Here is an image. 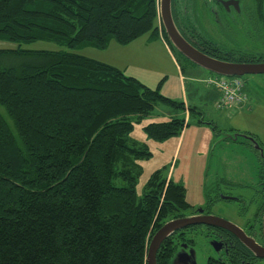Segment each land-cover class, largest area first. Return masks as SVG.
<instances>
[{"label":"trees","instance_id":"16d2710c","mask_svg":"<svg viewBox=\"0 0 264 264\" xmlns=\"http://www.w3.org/2000/svg\"><path fill=\"white\" fill-rule=\"evenodd\" d=\"M190 9L208 14V0H193ZM147 33L176 49L160 0H0V39L16 43L106 49L111 40L128 45ZM195 47L234 62L211 42ZM161 84L150 88L71 50L0 49V264H147L153 235L194 209L184 186L162 170L142 197L136 193L134 159L152 153L128 143L133 118L149 115L157 102L196 111L161 94ZM185 122L144 129L164 140ZM170 239L157 264H169Z\"/></svg>","mask_w":264,"mask_h":264},{"label":"rangeland","instance_id":"374dc122","mask_svg":"<svg viewBox=\"0 0 264 264\" xmlns=\"http://www.w3.org/2000/svg\"><path fill=\"white\" fill-rule=\"evenodd\" d=\"M213 3L209 0V6L215 7L216 3ZM218 11L228 22L212 23L201 34L214 47L227 53L233 47L231 26L233 28L234 25L230 24L231 13ZM206 15L205 20L208 21ZM160 40L147 33L128 45L111 40L106 49L90 46L73 49L46 40L16 43L0 39V49L71 50L116 65L150 88H156L162 82L161 94L184 102L186 108H196V111L189 112L157 102L149 115L133 118L134 128L128 135V143L152 153L149 158L134 159L139 198L143 196L150 176L157 170H162L166 177L184 186L186 200L195 209L216 197L217 188L233 197L247 195L248 188L259 184L258 157L261 151L264 153V74L242 77L248 95L247 104L237 108H218L215 94L218 89L207 81L215 78L216 74L187 61L176 49H170L171 54L167 53ZM173 118L186 121L180 134L155 140L144 129L150 123L167 122ZM250 134L257 139L253 140ZM225 179L232 184H224ZM220 204L233 209L237 203L224 200ZM218 209L214 208L213 213H218ZM220 215L234 219L233 214L226 211ZM201 246L196 247L197 260L204 264Z\"/></svg>","mask_w":264,"mask_h":264},{"label":"flooded vegetation","instance_id":"af4514ba","mask_svg":"<svg viewBox=\"0 0 264 264\" xmlns=\"http://www.w3.org/2000/svg\"><path fill=\"white\" fill-rule=\"evenodd\" d=\"M213 5L209 6L207 19L205 15L199 16L191 11L190 6L193 0H174L173 6L177 12V22L184 32V36L192 45L206 47L208 41L201 31L211 27L215 22L226 24L223 13H231L233 47L230 52L223 53L218 48V52L224 57L238 63H262L264 62V0H213ZM232 1L230 4L225 2ZM213 3V4H214ZM221 16V18H220ZM201 17V18H200ZM216 48V47H215ZM251 135V134H250ZM251 138L257 139L253 135ZM258 147V146H257ZM259 148V147H258ZM260 149V148H259ZM262 150V149H261ZM259 162V184L252 186L247 195L233 197L227 193L219 192L217 196L209 200L203 207L193 209L184 217L196 215H218L220 212L233 214L234 219L222 217L231 221L255 243L264 248V153L261 151L258 157ZM224 184L230 185L232 182L223 180ZM219 186V185H218ZM234 201L235 208L220 204L222 201ZM218 209V213H213V209ZM202 210V212H201ZM183 218V217H181ZM174 220V219H173ZM170 245L174 247L173 255L169 264H199L197 260V245H202L201 251L204 256V264H264V255L258 256L250 250L233 233L221 227H214L205 224L190 225L175 231L169 236ZM202 241H199V239ZM198 242H200L198 244Z\"/></svg>","mask_w":264,"mask_h":264},{"label":"water","instance_id":"95a60500","mask_svg":"<svg viewBox=\"0 0 264 264\" xmlns=\"http://www.w3.org/2000/svg\"><path fill=\"white\" fill-rule=\"evenodd\" d=\"M232 1L225 2L230 4ZM160 15L163 26L169 40L174 47L194 64L203 67L221 76H245L264 74V62L262 63H238L220 60L212 57L193 46L179 31L172 14V0H160ZM256 141V140H255ZM257 143V141H256ZM202 212V210H201ZM205 224L214 227H221L235 234L245 246L256 255L263 256L264 248L255 243L237 225L216 215H196L174 219L166 222L151 238L147 249V264H157V252L164 240L175 231L190 225Z\"/></svg>","mask_w":264,"mask_h":264},{"label":"built area","instance_id":"2783aa9c","mask_svg":"<svg viewBox=\"0 0 264 264\" xmlns=\"http://www.w3.org/2000/svg\"><path fill=\"white\" fill-rule=\"evenodd\" d=\"M208 83L220 91V97L216 102L218 108H237L248 100L244 82L239 77H216L209 79Z\"/></svg>","mask_w":264,"mask_h":264},{"label":"crops","instance_id":"0c3cea01","mask_svg":"<svg viewBox=\"0 0 264 264\" xmlns=\"http://www.w3.org/2000/svg\"><path fill=\"white\" fill-rule=\"evenodd\" d=\"M160 42L162 43V45H163V49L167 52V53H170V48L167 46V44L165 43V42H163L162 40H160ZM171 54V53H170ZM169 54V55H170ZM171 57L173 58L174 56L173 55H171ZM173 60H174V58H173ZM116 66V65H115ZM118 67V66H117ZM216 90V89H215ZM215 94H216V100L219 98V96H220V92H219V90H216L215 91Z\"/></svg>","mask_w":264,"mask_h":264}]
</instances>
